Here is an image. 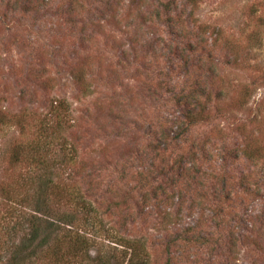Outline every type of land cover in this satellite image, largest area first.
Segmentation results:
<instances>
[{
    "label": "rangeland",
    "instance_id": "1",
    "mask_svg": "<svg viewBox=\"0 0 264 264\" xmlns=\"http://www.w3.org/2000/svg\"><path fill=\"white\" fill-rule=\"evenodd\" d=\"M0 115V215L264 264V0H0ZM43 128L45 164L12 163Z\"/></svg>",
    "mask_w": 264,
    "mask_h": 264
},
{
    "label": "trees",
    "instance_id": "2",
    "mask_svg": "<svg viewBox=\"0 0 264 264\" xmlns=\"http://www.w3.org/2000/svg\"><path fill=\"white\" fill-rule=\"evenodd\" d=\"M193 115V112L188 113V119H192ZM8 121L9 119L0 115L1 125ZM17 122L19 123L18 120ZM47 129H41V133L30 142H21L19 145L11 147L9 160L19 165L24 159L26 164H31L33 167L45 164V157L42 156L50 150L49 146L51 145V142L47 140ZM246 153L249 158L257 156V152L253 154L251 149ZM61 159H64V155ZM71 161H73L72 157L68 156L67 162ZM31 174H35V182H31L27 178L24 183L28 187L34 184L31 189L37 198L34 200L32 209L38 216L51 214L46 199L51 190L55 188L52 185L51 170L37 168ZM66 192L68 199L70 196L71 202L77 205L78 201L73 199L75 190H72L71 193L69 190ZM11 212H8L7 215H0V264H149L147 252L139 239H125L115 235L102 236L99 227L96 228V232L72 224L69 228H59V225L41 220V218L38 219L33 215H30V217L33 216V220H25L28 225L25 228L23 227L24 220L9 217ZM43 221L45 223H42ZM68 223H72V221H68ZM183 239L188 240L187 237ZM168 242L175 243V238ZM170 257L167 256L165 264H171Z\"/></svg>",
    "mask_w": 264,
    "mask_h": 264
}]
</instances>
